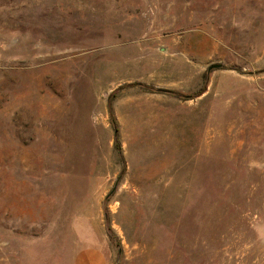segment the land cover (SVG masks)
Wrapping results in <instances>:
<instances>
[{
    "label": "rangeland",
    "instance_id": "rangeland-1",
    "mask_svg": "<svg viewBox=\"0 0 264 264\" xmlns=\"http://www.w3.org/2000/svg\"><path fill=\"white\" fill-rule=\"evenodd\" d=\"M0 264H264V0H0Z\"/></svg>",
    "mask_w": 264,
    "mask_h": 264
},
{
    "label": "water",
    "instance_id": "water-1",
    "mask_svg": "<svg viewBox=\"0 0 264 264\" xmlns=\"http://www.w3.org/2000/svg\"><path fill=\"white\" fill-rule=\"evenodd\" d=\"M221 68H222V65L221 64H215V65L210 66L209 71L219 70Z\"/></svg>",
    "mask_w": 264,
    "mask_h": 264
},
{
    "label": "crops",
    "instance_id": "crops-1",
    "mask_svg": "<svg viewBox=\"0 0 264 264\" xmlns=\"http://www.w3.org/2000/svg\"><path fill=\"white\" fill-rule=\"evenodd\" d=\"M99 253V252H98ZM100 254V258H101V261L102 262H105V258H104V256L101 254V253H99Z\"/></svg>",
    "mask_w": 264,
    "mask_h": 264
}]
</instances>
